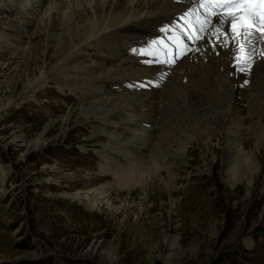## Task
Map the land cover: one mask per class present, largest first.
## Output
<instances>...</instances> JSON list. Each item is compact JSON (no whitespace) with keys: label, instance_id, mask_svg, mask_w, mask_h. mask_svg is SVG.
<instances>
[{"label":"rangeland","instance_id":"374dc122","mask_svg":"<svg viewBox=\"0 0 264 264\" xmlns=\"http://www.w3.org/2000/svg\"><path fill=\"white\" fill-rule=\"evenodd\" d=\"M24 1L0 3V31L17 34L21 42V54L14 55L0 37V264H264V149L258 151L263 171L253 183L231 185L217 137L205 135L200 142L192 130L194 138L184 151L169 155L167 163L159 156L145 176L131 185L118 184L114 175L100 172L98 153L114 127L82 114L79 91L51 79L27 99V85L41 68L55 76L60 45L35 27L27 32L4 28ZM43 1L42 11L56 2ZM204 34L199 31L193 41L184 38L190 48L183 56L179 40L167 48L147 45L142 50L131 41L111 39L103 51L86 49L83 62L93 63L88 68L98 75L132 56L134 71L161 66L158 79L149 84L166 89ZM93 60L103 66L94 68ZM81 68L76 70L82 76ZM73 80V75L63 78ZM128 80L109 82L106 88L145 86L142 80ZM235 80L234 91L241 94ZM244 92L251 93L248 87ZM166 101L169 115L178 120L171 111L190 105L187 96ZM197 119L188 113L183 121ZM115 153L118 158L123 154ZM77 192L81 197H75ZM89 199L109 205L90 209Z\"/></svg>","mask_w":264,"mask_h":264},{"label":"bare ground","instance_id":"6f19581e","mask_svg":"<svg viewBox=\"0 0 264 264\" xmlns=\"http://www.w3.org/2000/svg\"><path fill=\"white\" fill-rule=\"evenodd\" d=\"M0 3L14 5L16 0ZM198 5L199 0H56L42 11L43 0H25L20 13L6 19L3 26L22 32L35 27L48 35L50 43L60 45V60L52 68L55 76L50 78L45 66L41 68L40 75L27 85V99L41 87L49 86L51 79L62 88L69 84L79 91L82 114L95 118L102 127H114L108 133V143L98 152L103 159L102 174L114 175L118 184L131 185L133 179L145 176L143 171L157 163L159 156L167 163L169 155L177 156L176 152L189 147L194 138L191 131L197 130L200 142L205 135L217 137L225 155L227 182L236 185L247 180L251 184L263 168L259 153L264 149V33L251 29L253 34L245 39L232 30L228 22L232 17L221 14L209 17L198 30H206V34L194 43L193 56L182 64L166 89L149 84L158 79L161 66L134 71L132 56L122 58L119 64L98 75L88 68L93 63L83 62L86 49L103 51L111 39L131 41L142 50H147V45L167 48L171 42L180 40L184 45L179 42L177 47L183 56L190 48L184 38L193 41L195 36L187 35L181 23L184 16L198 10ZM16 35L0 31L5 46L12 48L14 55H20L21 42ZM156 54L157 51L155 57ZM21 57L28 61L24 55ZM165 60V56L158 55V61ZM92 62L94 68L103 66ZM80 67H84L82 76L76 70ZM72 75V82L63 81ZM236 78L241 94L234 91ZM123 79L146 84L142 82L145 86L137 89L107 90L109 82L118 85ZM247 87L251 93L244 92ZM186 96L190 105L183 112L171 111V115L181 117L174 119L168 113L166 100ZM188 113L197 116L196 123L183 121ZM252 118L257 121L252 123ZM115 152L126 156L118 158ZM146 159L150 160L148 165L140 163ZM173 172L169 168V174ZM79 196L81 192L75 194ZM101 198L104 200V195ZM102 200L89 199L87 205L98 210L109 205Z\"/></svg>","mask_w":264,"mask_h":264},{"label":"snow or ice","instance_id":"6c2138e0","mask_svg":"<svg viewBox=\"0 0 264 264\" xmlns=\"http://www.w3.org/2000/svg\"><path fill=\"white\" fill-rule=\"evenodd\" d=\"M212 3L219 4L226 10V15L232 17L228 22L237 35L247 39L253 34L251 29L264 30V0H212Z\"/></svg>","mask_w":264,"mask_h":264}]
</instances>
